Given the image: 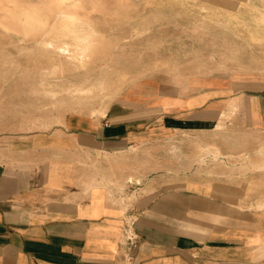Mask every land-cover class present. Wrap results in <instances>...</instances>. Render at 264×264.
<instances>
[{
	"label": "crops",
	"instance_id": "crops-1",
	"mask_svg": "<svg viewBox=\"0 0 264 264\" xmlns=\"http://www.w3.org/2000/svg\"><path fill=\"white\" fill-rule=\"evenodd\" d=\"M212 90L0 144V264H264V86Z\"/></svg>",
	"mask_w": 264,
	"mask_h": 264
},
{
	"label": "rangeland",
	"instance_id": "rangeland-1",
	"mask_svg": "<svg viewBox=\"0 0 264 264\" xmlns=\"http://www.w3.org/2000/svg\"><path fill=\"white\" fill-rule=\"evenodd\" d=\"M92 1H85V5L75 10V13L91 19L97 30L106 37L119 40L113 55L114 61L123 64L127 70L131 68V73H137L150 63L161 65L166 61L167 66L157 68L151 76L140 78L135 88L128 89L130 87L125 83L119 85L120 89L113 91L109 97L98 95L86 102L66 97L52 101L35 92L41 79L40 71L54 64L74 70V65L64 55H53L40 49L35 50V53L40 56L43 53V56L38 60L32 58L29 52L20 49L27 47V50L32 51L36 47L33 43H20L10 33L0 29V74L4 75L0 80V144L14 137L26 138L54 131L71 118L77 120L105 115L109 107L120 102L126 92L193 97L204 91L214 92V85L230 93L259 90L264 86V69L260 72L231 71L237 59L245 57L250 47L256 46L245 41L235 28L227 25L225 17L220 18L222 24L209 23L208 19L202 24L208 11L223 16L237 14L250 23L255 21L251 16L258 15V10L255 9L253 14L238 9L243 0H192L181 4H167L163 0H156V4L150 0H119V3L122 1L132 6L133 11L127 19H116L111 14L94 10ZM246 1L264 8V0ZM5 5L10 7L11 3ZM216 62L226 64L228 70H210ZM199 64L209 70L187 73V69ZM80 75H83V71L78 70L73 77ZM48 80L54 82L53 79ZM227 138H231L230 134L226 135Z\"/></svg>",
	"mask_w": 264,
	"mask_h": 264
},
{
	"label": "bare ground",
	"instance_id": "bare-ground-1",
	"mask_svg": "<svg viewBox=\"0 0 264 264\" xmlns=\"http://www.w3.org/2000/svg\"><path fill=\"white\" fill-rule=\"evenodd\" d=\"M85 1L87 0H61L60 4V0H37V2L0 0V29L10 33L12 38H17L20 43L31 42L36 46L32 51L27 50V47L21 48V51L29 52V56L35 59L43 56V53L41 56L35 53L37 49L53 55H64L74 65V70L65 65L54 64L40 71L41 79L35 92L52 101L66 97L73 101L86 102L98 95L109 97L124 83L130 87L128 89L135 88V83L140 78L151 76L157 68L167 66L166 61H163L161 65L150 63L144 69L135 70L137 73H131L129 72L131 68L127 70L123 64L114 61L113 55L119 40L106 37L103 32L97 30L91 19L82 18L75 13V10L85 5ZM163 1L167 4L172 2L181 4L192 0ZM150 2L157 3L156 0H150ZM6 3H11L10 7H7ZM92 8L100 13L111 14L116 19H127L133 11L130 4L122 1L119 3V0H93ZM238 9H244L253 14L256 9L259 13L251 16V19L255 21L250 23L237 14L223 16L221 13L208 11L202 24L206 23V19L212 24H222L220 18L226 17L227 25L235 28L245 41L256 46L250 47L245 57L238 58L231 71L260 72L264 69V8L245 1L239 5ZM212 67L210 70H228L227 65L220 62L213 63ZM78 70L83 71V75L73 77ZM208 70L206 66L199 64L186 71L191 74L204 73ZM2 76L4 77L0 74V80ZM48 79H53L54 82H49Z\"/></svg>",
	"mask_w": 264,
	"mask_h": 264
},
{
	"label": "built area",
	"instance_id": "built-area-1",
	"mask_svg": "<svg viewBox=\"0 0 264 264\" xmlns=\"http://www.w3.org/2000/svg\"><path fill=\"white\" fill-rule=\"evenodd\" d=\"M132 226H133L132 223H128L125 229L126 241L131 245H133L136 242V234Z\"/></svg>",
	"mask_w": 264,
	"mask_h": 264
}]
</instances>
